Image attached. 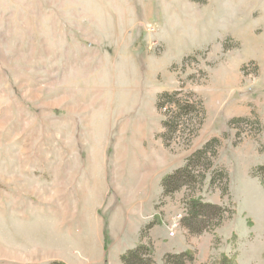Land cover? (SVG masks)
<instances>
[{
    "label": "rangeland",
    "instance_id": "374dc122",
    "mask_svg": "<svg viewBox=\"0 0 264 264\" xmlns=\"http://www.w3.org/2000/svg\"><path fill=\"white\" fill-rule=\"evenodd\" d=\"M262 178L264 0H0V264H264Z\"/></svg>",
    "mask_w": 264,
    "mask_h": 264
},
{
    "label": "trees",
    "instance_id": "16d2710c",
    "mask_svg": "<svg viewBox=\"0 0 264 264\" xmlns=\"http://www.w3.org/2000/svg\"><path fill=\"white\" fill-rule=\"evenodd\" d=\"M165 97H167L168 95H164ZM161 97L160 99L164 98ZM168 106H172L174 104V99L171 98L170 100H168ZM158 107L159 109H162L164 107V104H158ZM168 111V110H167ZM164 126L166 128H168L169 126V123L168 122H164ZM176 176V175H175ZM174 175H169L167 176L165 179H164V184L168 183L167 184V187L169 186V182L175 178ZM263 182H264V178H262ZM201 208V210H200ZM205 208L207 209H218V208H214V206H210V205H196L194 207V209L197 211H193L191 213L192 215V219H196V218H202L204 216V211ZM220 210V209H218ZM221 211V210H220ZM147 248L148 246H146L145 244L144 245H139L137 248L135 249H132L130 251H127L126 253H124L122 256H121V262L122 264H151V262L149 263V261L147 262L146 260V256L148 254L147 252ZM191 256V253L190 252H184V253H181V254H178V255H169L167 256L168 259H167V263L169 264H185V258L186 257H190ZM174 260V261H173ZM232 259L231 258H228L227 256H224L223 258H221V260L219 262H217L216 264H232Z\"/></svg>",
    "mask_w": 264,
    "mask_h": 264
},
{
    "label": "crops",
    "instance_id": "0c3cea01",
    "mask_svg": "<svg viewBox=\"0 0 264 264\" xmlns=\"http://www.w3.org/2000/svg\"><path fill=\"white\" fill-rule=\"evenodd\" d=\"M165 237H166V234H164V238H165ZM123 254H124V253H123ZM123 254H122V255H123ZM122 255H121V256H122ZM121 256H118V260H117V261H118L119 264H122V262H121V260H120V259H121ZM99 264H103V263H99ZM104 264H105V261H104ZM107 264H108V263H107Z\"/></svg>",
    "mask_w": 264,
    "mask_h": 264
},
{
    "label": "built area",
    "instance_id": "2783aa9c",
    "mask_svg": "<svg viewBox=\"0 0 264 264\" xmlns=\"http://www.w3.org/2000/svg\"><path fill=\"white\" fill-rule=\"evenodd\" d=\"M171 235H174V233L172 232Z\"/></svg>",
    "mask_w": 264,
    "mask_h": 264
}]
</instances>
